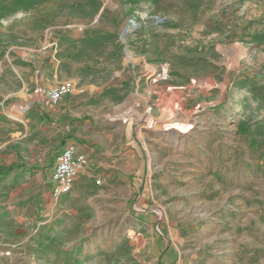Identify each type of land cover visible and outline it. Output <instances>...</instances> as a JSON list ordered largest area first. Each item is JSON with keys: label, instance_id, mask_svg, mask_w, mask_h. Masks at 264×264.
I'll use <instances>...</instances> for the list:
<instances>
[{"label": "rangeland", "instance_id": "374dc122", "mask_svg": "<svg viewBox=\"0 0 264 264\" xmlns=\"http://www.w3.org/2000/svg\"><path fill=\"white\" fill-rule=\"evenodd\" d=\"M111 125L145 159L128 202L51 200L57 152ZM0 264H264V0H0Z\"/></svg>", "mask_w": 264, "mask_h": 264}, {"label": "crops", "instance_id": "0c3cea01", "mask_svg": "<svg viewBox=\"0 0 264 264\" xmlns=\"http://www.w3.org/2000/svg\"><path fill=\"white\" fill-rule=\"evenodd\" d=\"M22 70L30 84L50 88L47 86L50 82L47 81L45 75L49 74V70L51 69L44 67L33 70L31 67H22ZM53 75V80L57 81L53 86L67 79L59 71L53 73ZM67 98L62 99L55 106L42 105L38 110H40L42 115H51L53 113L57 118L70 120L71 117L76 116L77 108ZM75 102L80 101L76 99ZM35 114L38 116L37 112ZM91 132L85 135L83 139H75L73 142H69L78 145L79 150L89 157L90 164L79 173L73 189L60 198L74 193L75 196L85 199L89 194L95 192L98 197L104 199V204L109 209L118 210L121 207L122 197H124L125 202H128L130 192H132L131 190L136 188V180L145 164L143 153L136 141L133 127L130 125L104 126L99 130H91ZM61 151L62 149L57 152L55 160L53 163H50L52 164L49 172V195L51 200H54L51 194L53 186L51 173L55 166L57 156ZM97 179L101 180L100 184L96 183ZM147 200V198H144L141 201L142 206L146 205ZM87 206L82 209H91V207L97 209L98 207H103L102 204ZM150 217L153 218L154 216L150 215ZM149 221L153 222L154 220L150 219ZM152 224H146L148 230L153 228Z\"/></svg>", "mask_w": 264, "mask_h": 264}, {"label": "built area", "instance_id": "2783aa9c", "mask_svg": "<svg viewBox=\"0 0 264 264\" xmlns=\"http://www.w3.org/2000/svg\"><path fill=\"white\" fill-rule=\"evenodd\" d=\"M153 80H167L169 73L163 68ZM76 90V85L72 82L60 83L50 88H39L40 94L51 104H57L62 99L69 97ZM90 164L89 157L79 150L75 143L67 144L57 156L55 166L51 173L52 197L54 200L68 194L74 187L79 173ZM97 184L101 183L100 179L96 180ZM10 255L11 252L6 253Z\"/></svg>", "mask_w": 264, "mask_h": 264}, {"label": "water", "instance_id": "95a60500", "mask_svg": "<svg viewBox=\"0 0 264 264\" xmlns=\"http://www.w3.org/2000/svg\"><path fill=\"white\" fill-rule=\"evenodd\" d=\"M157 128L160 129L161 128V125H158Z\"/></svg>", "mask_w": 264, "mask_h": 264}]
</instances>
